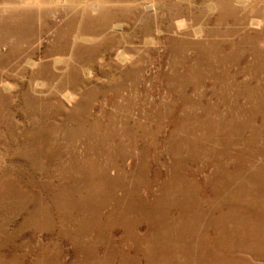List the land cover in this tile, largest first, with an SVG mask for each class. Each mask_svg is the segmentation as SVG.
Returning <instances> with one entry per match:
<instances>
[{"label":"rangeland","instance_id":"374dc122","mask_svg":"<svg viewBox=\"0 0 264 264\" xmlns=\"http://www.w3.org/2000/svg\"><path fill=\"white\" fill-rule=\"evenodd\" d=\"M0 264H264V0H0Z\"/></svg>","mask_w":264,"mask_h":264},{"label":"bare ground","instance_id":"6f19581e","mask_svg":"<svg viewBox=\"0 0 264 264\" xmlns=\"http://www.w3.org/2000/svg\"><path fill=\"white\" fill-rule=\"evenodd\" d=\"M130 1V0H129ZM6 3V2H5ZM9 3V1H8ZM12 4V3H11ZM8 5V4H7ZM20 5V4H19ZM108 20V19H105V21ZM13 21V20H12ZM107 23V22H106ZM11 24V23H10ZM13 25V24H12ZM11 26V25H10ZM14 26V25H13ZM15 27V26H14ZM18 32V31H17ZM20 35V34H19ZM23 35V34H22Z\"/></svg>","mask_w":264,"mask_h":264}]
</instances>
